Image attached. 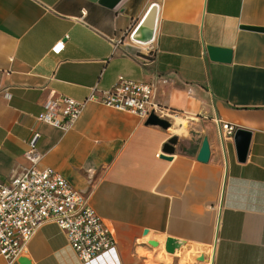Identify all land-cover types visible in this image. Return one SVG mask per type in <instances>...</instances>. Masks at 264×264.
Returning <instances> with one entry per match:
<instances>
[{"label": "crops", "instance_id": "1", "mask_svg": "<svg viewBox=\"0 0 264 264\" xmlns=\"http://www.w3.org/2000/svg\"><path fill=\"white\" fill-rule=\"evenodd\" d=\"M152 1V39L132 40ZM241 24L264 26V0H0V179L27 164L37 131V166L80 190L115 241L81 262L48 220L0 264H264V31ZM206 44L230 59H210ZM117 74L151 82L153 98L178 113L172 128L94 100L66 129L36 119L47 95L79 99ZM219 121L249 130L244 160ZM171 134L172 152L161 151ZM135 237L162 243L172 260L132 251Z\"/></svg>", "mask_w": 264, "mask_h": 264}, {"label": "built area", "instance_id": "2", "mask_svg": "<svg viewBox=\"0 0 264 264\" xmlns=\"http://www.w3.org/2000/svg\"><path fill=\"white\" fill-rule=\"evenodd\" d=\"M61 45L62 41L58 40L54 47ZM88 100L127 110L142 118L154 113L171 123L178 117L177 111L153 98L151 82L131 80L122 74H117L107 88L89 86L79 99L66 94H49L35 117L66 129ZM233 130L231 123L219 121L221 136H230ZM38 136L39 133L33 131L22 152L27 164L12 169L6 179H0V255L7 260L15 258L24 249L32 231L48 220L63 231L81 262L115 246L110 228L86 202L84 194L56 169L37 166L41 157L35 145Z\"/></svg>", "mask_w": 264, "mask_h": 264}, {"label": "water", "instance_id": "3", "mask_svg": "<svg viewBox=\"0 0 264 264\" xmlns=\"http://www.w3.org/2000/svg\"><path fill=\"white\" fill-rule=\"evenodd\" d=\"M156 11H157V4L156 2L152 1L148 7L146 8L143 15L139 18L136 22L134 27L129 32V37L132 40H135L140 43H147L153 37L154 25H155V18H156ZM241 27L264 31V26L259 25H252V24H241ZM205 51L207 56L210 59L221 60V61H228L230 59L231 51L227 47L216 46L211 44L205 45ZM145 123L157 124L163 128H166L170 122L169 120L159 117L154 113H149L144 118ZM250 132L249 130L243 129L241 127H236L232 132V140L235 148V156L236 159L239 161L244 160L248 142H249ZM177 139L176 134H171L161 145V151L170 153L173 150V143H175ZM209 148L207 143L206 136H202L201 143L196 154L197 159L199 160H206L208 157ZM171 240V237L167 236L165 241ZM150 246L145 241H141L139 238L135 237L132 242V251H149ZM199 259L205 257V254L201 253ZM19 260L22 264H30L28 259L20 256Z\"/></svg>", "mask_w": 264, "mask_h": 264}, {"label": "rangeland", "instance_id": "4", "mask_svg": "<svg viewBox=\"0 0 264 264\" xmlns=\"http://www.w3.org/2000/svg\"><path fill=\"white\" fill-rule=\"evenodd\" d=\"M179 120V119H178ZM182 122L184 123V120H182ZM147 242V244L150 246V254L151 255H153L156 251H158V250H163L162 252H166L165 250H164V248H163V246H161V244L162 243H160V242H157V243H155L153 240H151V238L149 239V240H147L146 241ZM155 245H157L158 247L156 248V250H155ZM167 253V252H166ZM168 254V253H167ZM167 256H169L170 258H169V261H171L172 260V258H171V256L168 254V255H166V257L165 258H163V257H160L158 260H157V263H159V262H168V260L166 259L167 258ZM187 257V256H186ZM188 259H191V258H189L188 257ZM141 262H143L144 264H146L144 261H141Z\"/></svg>", "mask_w": 264, "mask_h": 264}, {"label": "bare ground", "instance_id": "5", "mask_svg": "<svg viewBox=\"0 0 264 264\" xmlns=\"http://www.w3.org/2000/svg\"><path fill=\"white\" fill-rule=\"evenodd\" d=\"M167 128H169V129L172 128V122L167 126Z\"/></svg>", "mask_w": 264, "mask_h": 264}]
</instances>
